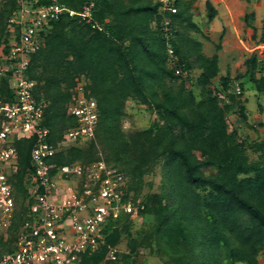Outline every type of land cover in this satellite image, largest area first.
Returning a JSON list of instances; mask_svg holds the SVG:
<instances>
[{
	"label": "trees",
	"instance_id": "trees-1",
	"mask_svg": "<svg viewBox=\"0 0 264 264\" xmlns=\"http://www.w3.org/2000/svg\"><path fill=\"white\" fill-rule=\"evenodd\" d=\"M55 1L76 12L91 5L92 17L87 22L80 16L62 15L40 32V45L30 54L26 76L34 82L35 100L46 103L41 122L49 131L46 140L58 148L46 162L60 167L103 159L126 177L125 197L133 202L141 199L143 218L153 219L135 231V221L127 214L109 220L102 231L104 243L95 252L83 254V264L102 263L107 245L119 249L113 264H142L141 250L158 256L163 264H260L264 138L247 143L230 127L227 115L235 108L247 119L239 100L242 94L230 92L227 76L220 77V91L226 92L227 102L211 88L220 72L217 54L205 56L200 42L177 31L178 22L199 31L186 1L173 0L177 8L173 14L161 11L162 3L154 0ZM16 8L15 0L0 2V47L4 45L5 52L8 19ZM207 10L212 20L215 11L209 3ZM169 50L176 58L171 67L167 65ZM248 65L252 87L264 93V61L254 56ZM194 67L200 69L198 98L181 77ZM82 77L87 80L86 97L97 104L95 138L61 146L65 132L77 125L68 106L76 80ZM0 97L12 99L6 77H0ZM128 99L145 105L157 120L145 129L126 132L123 118ZM35 140L14 141L18 169L8 179L15 209L6 237H0V255L13 251L17 232L31 217L25 179ZM249 151L256 159H251ZM157 166L159 191L142 194L145 176ZM123 239L126 249L122 250Z\"/></svg>",
	"mask_w": 264,
	"mask_h": 264
},
{
	"label": "built area",
	"instance_id": "built-area-1",
	"mask_svg": "<svg viewBox=\"0 0 264 264\" xmlns=\"http://www.w3.org/2000/svg\"><path fill=\"white\" fill-rule=\"evenodd\" d=\"M38 1L15 0L17 8L8 19L7 52L4 45L0 47V77L8 79L12 96L7 101L0 97V237H6L15 209L8 179L18 169L14 141L36 139L25 179L31 217L17 232L13 251L0 255V264H83V254L95 252L104 243L102 231L109 220L121 214L134 221L142 220L144 204L141 199L133 202L125 197L123 173L103 159L60 167L46 162L58 148L46 140L49 131L41 126L46 103L35 100L34 82L26 76L30 54L40 45V32L62 15L80 16L87 22L92 16L91 5L76 12L55 0L48 4ZM154 1L162 3L161 11L177 12L173 0ZM168 24L165 19V25ZM165 31L168 32V27ZM169 53L172 55V50ZM83 83L76 80V92L73 91L68 106L77 125L65 132L61 146H74L95 138L97 104L86 97ZM233 91L242 94L239 85ZM217 96L223 102L228 100L226 92L218 90ZM118 252L117 246L107 245L100 264H113Z\"/></svg>",
	"mask_w": 264,
	"mask_h": 264
},
{
	"label": "rangeland",
	"instance_id": "rangeland-1",
	"mask_svg": "<svg viewBox=\"0 0 264 264\" xmlns=\"http://www.w3.org/2000/svg\"><path fill=\"white\" fill-rule=\"evenodd\" d=\"M255 3L260 1L262 6L257 8L258 16L264 17V0H254ZM204 0L200 2V6L202 9V6H204ZM198 9V8H197ZM206 14L203 13L202 16H198V20L196 19V24L199 28L198 30H194L187 26L186 22H183L180 24L177 23V31L181 35H187L190 38H192L195 41H199L201 43V49L202 53L205 56H212L213 54H217L218 60H219V68L220 72L216 78L212 80L211 88L220 90L221 89V79L220 76L225 77L227 76L231 83V90L234 89L236 85H240V87L243 89L242 96L239 98L241 104H243L244 108L245 106L248 108V110H251V113H255L258 116L257 113V105L264 103V93H260L259 91L255 90L252 87V83L249 79L250 74V66L248 65V60L251 57V54H254V52L251 50V47L253 46L254 42L252 40H249V43L246 45L245 42L242 44L241 42L235 41V38L233 35H229L225 37L224 35L228 34L229 32L224 29L222 30V25L215 23L217 27L214 31H207L210 27L209 23L207 22V15L208 10L206 7ZM264 22H260L259 31H258V37L261 36V33L264 31ZM239 43V48L234 45L235 43ZM222 48L219 50L216 49L217 45H223ZM203 46V48H202ZM262 48V47H261ZM169 60L167 61V65L169 67L175 65L176 58L169 53ZM200 74V69L195 68L191 71H183L182 72V80L184 81L185 87L189 90H191L198 98V94L200 92L199 87L196 85V80ZM256 74H259L256 70ZM81 81V83L86 84L87 80L85 78L77 79ZM176 83H179L180 80L175 81ZM174 84V83H172ZM74 92L76 90L72 89ZM79 90V89H78ZM217 95V92L215 93ZM246 101V102H245ZM246 103V105H245ZM246 109V108H245ZM247 110V111H248ZM125 116L123 118V129L128 131H134V130H142L147 127H149L155 120H157V115L155 113H152L147 109V107L137 101H133L131 99H128L126 101L125 105ZM246 112V110H245ZM249 112V114H250ZM248 116V115H247ZM227 119L229 121V125L232 128H236L239 134V138L241 140H245L247 143L253 140H259L260 138L264 137V130L258 124L256 125V120L250 117L251 122H248L244 119H242L240 112L238 108H235L234 111L229 113L227 115ZM264 120V117L262 118ZM252 122L254 123V126L252 125ZM249 155L251 156V159H256V154L251 153L249 151ZM160 169L157 166L155 171L147 176H145V185L143 187L142 194L146 192H158L159 186H160ZM127 179L125 177L124 183L126 184ZM151 182L152 185L149 187L147 183ZM152 217H142V220H135V224L133 226V230L139 229L143 223L147 225L152 223ZM125 239L122 240V242L119 244L120 248L126 249L125 247ZM139 261L142 264H163V261L155 255H151L148 250H141L138 256ZM259 262L260 264H264V251L261 252V255L259 256Z\"/></svg>",
	"mask_w": 264,
	"mask_h": 264
},
{
	"label": "crops",
	"instance_id": "crops-1",
	"mask_svg": "<svg viewBox=\"0 0 264 264\" xmlns=\"http://www.w3.org/2000/svg\"><path fill=\"white\" fill-rule=\"evenodd\" d=\"M185 1L188 5L187 12L195 24L197 23L196 19L198 18V16H202L203 13L206 14L205 12L207 3L211 4L214 8L215 15L212 20H209L208 17H206L207 22L210 25L207 31H214L217 27L215 23H217L222 25V30L226 29L229 32L228 34L224 35V40L225 37L229 35H233L235 41L237 40L242 44H244L245 42L246 45L249 43V40H252L254 44L251 47V50L254 52V54H251V57L255 56L257 57V61H264V31L263 33H261V36L258 37L260 22H264V17L262 18L260 17V15L258 16L257 11V8L259 9V7L262 6L260 1L255 3L254 0H204L205 2L204 6H202V9L200 6V2L203 0ZM248 23L250 25H248ZM238 42L234 44L237 48H239ZM224 45L225 44H223L222 46L220 45V48H222ZM256 76L258 77L259 74H256ZM260 107H262L263 109L260 110ZM245 108V113L246 115H248L246 121L251 122L250 117L252 116V118L257 122L256 125L258 124V126L263 128L264 130V120L262 119L264 117V103L257 105L258 116L256 112L251 113V110H248L246 106ZM252 125L254 126L253 122Z\"/></svg>",
	"mask_w": 264,
	"mask_h": 264
}]
</instances>
